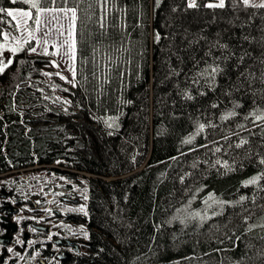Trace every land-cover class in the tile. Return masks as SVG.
I'll return each instance as SVG.
<instances>
[{
	"label": "trees",
	"instance_id": "1",
	"mask_svg": "<svg viewBox=\"0 0 264 264\" xmlns=\"http://www.w3.org/2000/svg\"><path fill=\"white\" fill-rule=\"evenodd\" d=\"M260 1L0 0V35L10 9L34 31L38 9L76 8L66 109L45 93L49 56L23 49L0 73V175L58 162L86 191L70 200L86 213L56 215L87 225L64 264H264Z\"/></svg>",
	"mask_w": 264,
	"mask_h": 264
},
{
	"label": "rangeland",
	"instance_id": "2",
	"mask_svg": "<svg viewBox=\"0 0 264 264\" xmlns=\"http://www.w3.org/2000/svg\"><path fill=\"white\" fill-rule=\"evenodd\" d=\"M198 0H195L197 3ZM190 2V0H188ZM209 4H218L219 0H207ZM260 2H264L261 0ZM227 0H225V5ZM55 11H40L39 13V30L31 31L29 29V20L27 17L19 16V12H29L23 11L19 9H10L8 11H12L14 15H16L17 19L13 20L12 17L8 20V24L3 29V33L0 35V67L4 65H8L6 69H8L14 62L15 55L20 53L21 50H25L28 52V55L31 57H43L49 56L51 58L50 65L44 71V77L46 83L50 84L49 90L45 91L48 96H52V98L58 102L63 104V108H67L69 105V101L63 97L59 91L57 90V85H64L65 87H69L74 84L75 79V55H76V41H75V27L73 28L71 13L63 12L60 9H55ZM7 11V12H8ZM17 20L19 23H17ZM76 25V21H75ZM31 31L32 35L29 36V32ZM71 33V35H70ZM3 34H7L8 39L4 38ZM73 41H75V48L71 47ZM19 49L18 51L13 52L12 49ZM32 48H35V52L31 51ZM74 52V58H73ZM11 61V63H9ZM44 97L43 100H47ZM48 102L51 106H53L54 102L48 98ZM41 106H44L41 104ZM58 169H63L58 166V163H54ZM11 173V172H10ZM7 175L4 177L2 181L12 182L16 180L24 181L20 176L14 179L16 175ZM22 177H31L30 179H26L25 183L21 186H18L15 193L17 194L16 198H22L21 200L28 201L31 200L32 196H39L34 201V207L38 208L41 211L40 207L43 205L42 201L45 194L52 195V204L53 213L57 215L62 214H78V213H86V210L82 207L76 206L70 202L71 199H75L76 196H84L86 195V191L83 189H79L73 183L67 181L64 176L56 175L55 172H49L46 169H40L30 172H23L21 174ZM1 181V182H2ZM72 185V189H67L66 184ZM74 186V187H73ZM14 190V189H13ZM74 194V195H73ZM64 196L65 199H62ZM24 197V198H23ZM32 205V204H31ZM21 209V219L23 218H31L34 215H27L25 212H32V208L30 205L24 203L17 205ZM47 206V203H46ZM23 211V213H22ZM35 217H39V215H35ZM56 222H61L60 227H57L65 230L71 229L73 235L84 236L85 239L88 237V233L86 229L83 227L77 228L76 226H67L66 220L64 217L59 220H54ZM65 222V223H64ZM43 242V240H42ZM24 253V260H26L25 250L18 252V256Z\"/></svg>",
	"mask_w": 264,
	"mask_h": 264
},
{
	"label": "flooded vegetation",
	"instance_id": "3",
	"mask_svg": "<svg viewBox=\"0 0 264 264\" xmlns=\"http://www.w3.org/2000/svg\"><path fill=\"white\" fill-rule=\"evenodd\" d=\"M16 202L19 205L27 201L21 200L19 202V199L16 198ZM8 207L16 211L9 212L7 209L2 211L3 208ZM20 211V208L0 204V240L5 239V237L8 238L3 244H0L2 264H11L17 258L16 254L22 250L28 251L31 264H64V258H70L82 250L80 247L68 246L66 241H62L60 246L55 245L48 238L49 230L47 227L38 226L30 221L35 216L21 219ZM17 213H19V219L22 222L20 224L12 222L13 216ZM10 223L15 224L16 228L10 227ZM8 249H12V251L9 252ZM22 256L23 254L18 257ZM15 264H17L16 261Z\"/></svg>",
	"mask_w": 264,
	"mask_h": 264
},
{
	"label": "built area",
	"instance_id": "4",
	"mask_svg": "<svg viewBox=\"0 0 264 264\" xmlns=\"http://www.w3.org/2000/svg\"><path fill=\"white\" fill-rule=\"evenodd\" d=\"M55 163H58V162H55ZM40 169H46L49 172H54V169H58V167L55 166L54 163L53 164H44V165L36 164L33 167H27V168H22L19 170H14L10 173V175H16V176H14L15 177L14 179H16L20 176L22 179H24V181H27L31 177H29V178L22 177L21 174L23 172L32 173L33 171L40 170ZM6 175L7 174L0 175V204L6 205V206H12V207L19 209V207L17 206L16 197L11 192L16 191L17 187L21 186V184L23 185L25 182L24 181L21 182L20 180H16V181L12 182V184H10L9 182L4 183L5 180L4 181H2V180H3V177H5ZM52 198H53L52 195H48V194L44 195V198L42 201V202H44V205H42L40 207V209L42 210V214L39 217L32 218L30 221H32L34 224H36L38 226L47 227L49 230V234H48L49 239H52V240L55 238L56 239L57 238L70 239L73 242L79 241V243H80V240H83V239L81 237H79L78 235H76V236L70 235L64 231L63 232H57L58 231L57 227H60L61 222H56V221H54V219H51V216L54 215L53 209H51V207L53 206ZM46 203H47V206H46ZM64 219L66 220V223L65 222L64 223L67 226H76L77 227V224L75 222H73L72 220L68 219L67 217ZM12 222L17 223V224L22 223L19 219V213L15 214L13 216Z\"/></svg>",
	"mask_w": 264,
	"mask_h": 264
},
{
	"label": "snow or ice",
	"instance_id": "5",
	"mask_svg": "<svg viewBox=\"0 0 264 264\" xmlns=\"http://www.w3.org/2000/svg\"><path fill=\"white\" fill-rule=\"evenodd\" d=\"M13 2H15V0H13ZM26 3H31L32 4V7L33 8H38V2L37 0H25ZM249 0H244V3L245 4H248ZM189 7H196V2L195 0H190L189 4H188ZM208 7H220V8H223L225 7V0H219V3L218 4H209L207 5ZM258 7H264V4H260V5H257ZM39 11H55L54 9H38ZM5 9L3 8H0V12H4ZM60 11H63V12H70L71 13V20H72V24H73V28L75 27V21L77 19V15H76V8H72V9H60ZM7 15L12 17L13 20H16L17 17L16 15H14V13L12 11H8L7 12ZM19 16L21 17H27L28 19H32V13L30 12H19ZM17 23H19V21L17 20ZM35 24L37 26L36 30H39V24H40V21L38 19L35 20ZM29 36L32 35L31 31L28 33ZM4 35V38L5 39H8V36L7 34H3ZM71 35V33H70ZM71 47L74 49L75 48V41H73ZM19 49H12L13 52L15 51H18ZM31 51L35 52V48H32ZM73 58H74V52H73ZM9 63H11V61H9ZM8 65H4L3 67H0V73H3L5 68L7 67ZM257 119H264V116H258ZM203 125L200 126L201 129H203ZM262 163H264V161H261ZM258 178H253L251 179L250 181H248V183L250 184H255L256 181H257ZM83 210V209H81ZM198 215V214H197ZM9 252L12 251V249H8Z\"/></svg>",
	"mask_w": 264,
	"mask_h": 264
},
{
	"label": "water",
	"instance_id": "6",
	"mask_svg": "<svg viewBox=\"0 0 264 264\" xmlns=\"http://www.w3.org/2000/svg\"><path fill=\"white\" fill-rule=\"evenodd\" d=\"M6 209H7L9 212H15V211H16V210H13V209L10 208V207H8V208H3L2 211L6 210ZM9 226H10V227H13L14 229L16 228V225L13 224V223H10ZM6 239H8V238L5 237V239H1V240H0V244H3L4 241H5ZM58 244H60V242H58ZM68 244H69V245H72L71 242H68ZM0 264H2V263H1V258H0ZM11 264H15V261H12Z\"/></svg>",
	"mask_w": 264,
	"mask_h": 264
},
{
	"label": "bare ground",
	"instance_id": "7",
	"mask_svg": "<svg viewBox=\"0 0 264 264\" xmlns=\"http://www.w3.org/2000/svg\"><path fill=\"white\" fill-rule=\"evenodd\" d=\"M15 192V191H14ZM13 208H15V207H13Z\"/></svg>",
	"mask_w": 264,
	"mask_h": 264
}]
</instances>
